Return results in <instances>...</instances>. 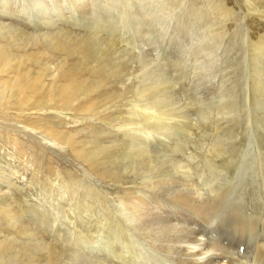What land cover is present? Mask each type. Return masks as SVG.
I'll return each instance as SVG.
<instances>
[{"label":"rangeland","instance_id":"obj_1","mask_svg":"<svg viewBox=\"0 0 264 264\" xmlns=\"http://www.w3.org/2000/svg\"><path fill=\"white\" fill-rule=\"evenodd\" d=\"M5 1L11 2V11L17 10L11 19L21 28L42 33L55 29L38 22L33 9L30 22L27 21L24 2L28 0ZM113 3L115 7L108 12L97 3L100 10L86 16L91 22L80 15L68 23L60 20L57 12H52L51 18L79 34L88 30L87 24L96 27L101 36L120 39L114 47L91 49L86 55L72 45L69 51L65 46L51 49L41 42L22 51L6 39L0 40L12 57L28 59L29 51L32 52L29 56L32 61L26 64L33 73L39 70L33 63L35 59L41 67L65 63V69L79 83H85L89 92L79 103L62 108L58 101L43 108L45 115L37 112L26 118L27 114L13 108L10 111L0 108V168L7 175L12 170L13 176L9 178L16 185L6 187L0 178V196L4 194L13 205H19L18 211H25L21 212L29 225L45 234L52 250H56L51 256L35 251L30 264H80V258H71L74 246L90 260L86 264H101L98 259L102 256H107L112 264H129L130 255L116 261L107 254L105 248L109 246L103 236L118 239L122 233L120 243H131L117 200L124 187L141 183L140 176L124 172L125 156L131 146V139H125L124 132L132 135L131 130L139 128L134 125L121 129L119 124L127 121L130 113L131 118L142 120V107L147 104L149 92L138 94L152 81L160 85L152 91L166 90L160 103L165 106L164 111L180 120L179 129L171 131L182 142V150L194 155L192 180L200 183L203 179L209 150L216 143L221 153L210 158L218 167L220 179L239 178L245 153L246 158L249 155L250 167L243 184H250L253 191L259 186L258 192L264 194V0H113ZM135 6L140 14L133 11ZM156 112L154 109L149 114ZM154 121L151 119L150 123ZM50 131L57 137L48 135ZM136 135L153 143L151 154L156 152L158 159H167L170 153L155 141L164 139V133L153 130L149 135ZM252 143V152L247 154ZM130 181L133 184L127 183ZM257 220L258 217L252 221ZM263 221L262 227L253 228L256 234L241 237L231 234L234 223L226 226L230 220L219 221L218 226L226 228L215 234L227 240L232 238L234 244L242 243L246 248L248 243L251 249L254 243H259L257 232L263 228ZM81 232L86 237L80 243L77 234ZM0 233V239L8 244L6 256L14 259V263L27 262L35 241L9 230L1 213ZM238 251L243 255V248ZM250 260L245 261L254 263Z\"/></svg>","mask_w":264,"mask_h":264},{"label":"bare ground","instance_id":"obj_2","mask_svg":"<svg viewBox=\"0 0 264 264\" xmlns=\"http://www.w3.org/2000/svg\"><path fill=\"white\" fill-rule=\"evenodd\" d=\"M97 3L104 6L105 12L110 11L116 5L113 0H28L27 3L24 2L26 7L24 16L28 17L27 21L30 22L29 19L32 17L31 10L33 9L38 22H41L42 25H47V27L54 26L55 28L51 32L44 30L45 33H42L37 30L29 32L15 24L11 16L17 10L13 9L11 11L10 1L0 0V40L6 39L9 44L14 45L18 49L20 48L22 51L28 49V46L36 47L41 42L51 49L65 46L69 50V45H72L74 50L82 51L86 55H89L88 53L91 49L114 47L118 44L116 41H120V39L113 38V36L112 38H108L105 35L101 36L99 34L100 31L96 30V27H90L87 24L88 30L84 31L85 33L83 34H79L74 32V29L69 30L61 27L59 21H54V18H51L52 12H57L59 14L58 18L60 20L65 19L68 23L71 18L72 20H77L80 15H84L86 18L88 13H96V9L100 10ZM18 7L23 8L22 6ZM133 11L141 13L137 6L133 7ZM65 13L68 16H65ZM20 14L22 13L19 11ZM81 18L85 19L84 17ZM72 20L71 22L73 23L74 20ZM85 20L91 22L88 18ZM53 35L58 36L57 39ZM6 51V47L3 43H0L1 109L10 111L13 108L15 111L27 114L26 118L37 112H43L45 115L47 112L43 108L47 106L57 104L56 102L59 101L61 107L64 108L70 103H79L81 99H85L83 97L89 94L86 91V84L79 83L77 77L71 75L70 70L65 69V63L62 65V63L59 64L58 62L57 65L46 64V66L41 67V64L35 59L33 63L38 65L39 70L33 73L30 69H27L28 66L26 64L28 61H32L29 59L32 52L29 51L28 59H20V57H12ZM159 86V82L152 81L140 90L138 95L149 92L147 104L142 107V120L131 118L130 113L127 116L128 120L119 124L121 129L122 127L129 129L134 125L139 128L137 131L131 130V132H134L132 135H129V132H124L126 135L125 139H131L130 150L125 156L124 172L136 174L142 179L141 183L134 187H124L117 200L124 216L121 217L125 218L126 221L125 228L129 232L131 243H120L122 233L118 239L112 237L114 238L113 240L103 236L105 241H107V247L109 246L108 249L104 246L103 248H105L108 255L115 257L116 261L123 260L126 255H130L131 257L128 256L130 258L129 264H215L213 260L218 263L250 264L245 260H250L251 257L255 264L260 262L264 264V194L258 192L257 188H260L259 186L253 191L252 186H249L250 184L248 185L247 183L248 187L243 184L245 174L250 167L247 161L249 155L246 158L245 153L243 154L244 159L239 168V178H236L237 180L235 178V181L234 179H229V181H232L229 182L224 178L220 179V175H217L218 167L212 163L213 161L210 158L221 153V150H219L220 145L218 146L215 143L209 150L210 157L206 160V165L202 172L203 179L199 180L200 183L194 182L195 180H192L190 172L194 155L188 153L184 148L182 150V142L180 143L177 136L171 131L179 129L180 120L174 114L164 111L165 106L160 105L161 98L166 91L165 88L160 89L159 92L152 91ZM172 92L174 93L173 90ZM154 109H157V112L149 114ZM151 119L155 121L150 123ZM186 124L185 126H189L188 123ZM153 130L164 133V139L156 138L155 141L165 148L166 153H170L167 159H158L156 152L151 154L153 150L150 151L149 149L152 146L155 147L153 143L146 139L145 136L136 135H149ZM186 130L183 132L189 134ZM48 135L57 137V134L53 131L48 132ZM56 140L61 142L60 139ZM251 140H253L252 137ZM217 141L221 143L220 139H217ZM249 146L250 150H248L247 154H251L254 144L252 143ZM118 164H121L120 160ZM165 166L168 168L164 169ZM222 171L224 170L222 169L220 172ZM11 173L12 170H9L7 175L0 168V178L3 179V183L6 187L15 188V183L9 178V176H13ZM222 175L226 174L223 173ZM227 175L229 174L227 173ZM127 183L133 184L131 181ZM203 189L205 190L203 191ZM18 206L13 205L11 198L8 196L4 194L0 196V213L5 216L9 230L17 232L18 235L22 234L27 240L30 242L35 241V243L30 247L31 250L29 249L27 262H18L17 260L14 263V259L6 256L8 244H5V239H0V264H30L32 262L31 257H33L35 251H41L46 256L55 255L56 250H52L50 242L45 238V234L29 225L30 223L25 218L26 215L22 214L25 211L21 210L20 206L22 212H19ZM83 213L81 212L82 215ZM257 217V222L252 221ZM227 219L230 222L226 226H233L234 223V231L231 232L233 237L249 233L256 234L253 228L256 229L257 225L261 226L263 221V228L257 232L259 243L253 242L254 245L250 249L248 243H246L247 240H243V243L247 244L246 248L242 243L234 244L232 238L227 240L224 237L222 238L220 234L216 235L215 232L219 229L226 228L222 224L220 228L218 222ZM40 233L43 236H40ZM77 235L81 240L79 241L80 243L83 240L85 241L86 234L84 235L81 232ZM88 240L93 241V238L88 237ZM224 242H227V244L222 245ZM138 246L141 247L139 250L137 249ZM74 247V249L71 247L73 249L71 258H80V264H86L87 261H90L86 256L84 258L79 253L77 246ZM238 248L244 249L243 255H239ZM21 250L25 251L26 248L22 246ZM98 260H101V264L113 263L107 259V256H102Z\"/></svg>","mask_w":264,"mask_h":264}]
</instances>
